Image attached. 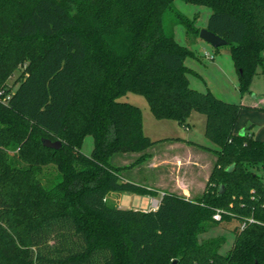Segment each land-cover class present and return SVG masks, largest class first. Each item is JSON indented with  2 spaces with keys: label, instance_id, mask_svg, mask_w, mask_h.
I'll return each mask as SVG.
<instances>
[{
  "label": "trees",
  "instance_id": "1",
  "mask_svg": "<svg viewBox=\"0 0 264 264\" xmlns=\"http://www.w3.org/2000/svg\"><path fill=\"white\" fill-rule=\"evenodd\" d=\"M183 1L211 8L205 27L226 39L239 92H249L264 60V0ZM172 3L0 0V264H264V141L236 131L242 103L189 84L194 71L185 60L195 53L165 16L172 12L186 32L200 29ZM18 65L11 89L5 81ZM127 92L144 97L157 119L187 127L192 111L204 115L215 147L152 139L141 108L119 99ZM87 135L90 154L80 150ZM43 137L61 146L48 148ZM167 139L215 155L202 194L163 191L155 209L110 205L109 192L158 195L123 173ZM129 152L140 155L126 165L112 161ZM51 163L58 176L46 186L39 174ZM217 209L221 220L213 218ZM251 216L255 222L240 230ZM232 219L239 224L225 253L223 235L201 237Z\"/></svg>",
  "mask_w": 264,
  "mask_h": 264
},
{
  "label": "rangeland",
  "instance_id": "2",
  "mask_svg": "<svg viewBox=\"0 0 264 264\" xmlns=\"http://www.w3.org/2000/svg\"><path fill=\"white\" fill-rule=\"evenodd\" d=\"M173 7L179 11L181 14L188 16L189 18L194 17V26H197L199 29L205 27L207 24V18L209 14L211 13V8L205 5H197L190 2H184L183 0H173L172 3ZM173 13L170 14L167 13L165 16L164 22H166V27L168 29H172L174 33V37L177 39L178 42L185 45L186 47H189L193 50L195 53V57H188L185 60V65L187 67H190L193 69L194 72L189 73L188 79L189 84L197 89L198 91L205 92L207 90H211V92L219 99L228 100L233 103H239V83H237V70L233 66V62L230 56L229 52V45L228 44H222L219 45V47H214L210 43H208L205 39H202L198 36L197 33L193 32H186L185 27L180 23H174L173 22ZM206 50L211 54V56H207ZM23 66L18 65L17 69L12 72L11 75L8 76L6 79V86L11 89H14L17 87V84L19 82V75L20 71L22 70ZM250 91L251 94L253 92H256L258 96L264 97V60L261 64L258 65L256 72L251 78V84H250ZM123 101H129L133 104L138 105L141 108L142 111V117H143V132L150 136L151 138H160V137H168L170 136H182L186 139L193 140L196 143L203 145V146H209V147H215L214 144L208 139V137L205 135V116L196 112L192 111L190 113V117L187 119V123L189 124V128L185 129L183 125L177 122V120L172 119H166V118H155L153 117L152 113L149 110V106L147 101H145L144 97L135 94L133 92H127V94L121 96L119 98ZM253 111L250 108L242 107L239 111V121L243 123V126L245 125L248 131L253 132L254 135L258 128L261 127L264 131V120L258 121V119H255ZM264 111H260V113H263ZM260 118V116L258 115ZM176 141H180L175 139ZM175 140L167 139V140H161L166 141L169 143L175 142ZM183 141V140H182ZM165 142V143H166ZM187 145H194L200 149L205 150L204 148L197 146L195 144H190L184 141ZM93 146V138L91 135L85 136L81 149L84 153L90 154L91 149ZM166 151H168V154L166 153L164 156H169V162H171V159L173 155L180 154V147L178 144H175V146H168L165 147ZM210 151V150H205ZM8 152L10 153V156L15 160L16 164H23L21 161H18L17 159V152L13 149H9ZM147 152L150 153V157L147 158L144 162L139 163L138 165L134 166L136 167L135 171L133 172L135 178L142 180L141 177L151 175V168L147 164V161L152 157V152L150 147L147 149ZM165 153L161 148L159 153ZM211 152V151H210ZM122 154L115 155L113 157V162L116 164H129V162L133 161L135 158H137L140 154L135 152H129L125 153L122 157H120ZM167 161V159L165 160ZM162 164L163 168H158L157 170H161V173L157 175L155 172V180L156 177H159L160 179H164L167 182H144L142 180L139 181V183H142L143 185H147L150 188H154L157 191L158 195H141L137 193H128V192H119L114 191L110 192L107 195V202L110 205L116 206L117 203H120L124 208H137L142 207L146 208L148 206L153 207L152 202L155 200L157 203L159 202L161 198V194L163 191H168L182 195L188 199H193L197 196H200L202 192L205 189L202 190L200 195H197L193 193L192 196L188 197V194L181 192L182 190L180 187H175V183L179 184V181L181 182L180 176L178 177V171L173 172L171 168L173 166L171 164ZM147 165H146V164ZM165 163V162H162ZM149 166V167H148ZM139 167V168H137ZM185 167V165H184ZM212 170V169H211ZM150 172V173H149ZM211 172V171H210ZM209 172V174H210ZM154 173V172H153ZM259 175L263 178L264 181V175L263 170H258ZM176 174V178L175 175ZM208 174V176H209ZM58 172L56 167L51 163L43 166V169L41 173L39 174V178L41 182L46 186H51L53 181L57 178ZM209 178V177H208ZM150 181H153L152 179ZM208 179L205 182V185L207 183ZM161 183H165V186L155 187L154 185H159ZM154 184V185H153ZM116 192H119L120 196H122L121 202H117L118 199L114 196ZM109 196V197H108ZM238 221L236 219H232L230 221L225 222H219L217 225H213V229H210L208 233L202 234L203 237H209L211 235L215 236L218 234H222L226 241L221 246L220 252L224 253L228 248L232 246V243L234 241L235 237V227L238 225Z\"/></svg>",
  "mask_w": 264,
  "mask_h": 264
},
{
  "label": "crops",
  "instance_id": "3",
  "mask_svg": "<svg viewBox=\"0 0 264 264\" xmlns=\"http://www.w3.org/2000/svg\"><path fill=\"white\" fill-rule=\"evenodd\" d=\"M206 52H208V51L206 50ZM237 83H238V81H237ZM239 98H240L239 103H242L244 105V107L250 108L253 111L252 113H253L254 117H256L255 119H258V121L264 120V112L260 113V111H264V97L258 96L256 94V92H253L251 94V91L249 90V92L244 93L242 95L239 92ZM226 101H228V100H226ZM258 115L260 116V118L258 117ZM238 119H237V123L235 125L236 131H241V130H244V132L247 131L248 133H251L257 139L264 141V131H263V129H261V127L258 128V130L256 131V133L254 135V131L253 132L248 131L246 126L245 125L243 126V123L240 122ZM188 128H189V124L187 127H185V129H188ZM170 137H172V136H170ZM177 137L182 138L183 140H189V139H186L182 136H177ZM160 138H163V137H160ZM160 138H152V139L157 140ZM191 140H189V141H191ZM165 142L166 141H162V142L160 141V142H158V143H156L150 147L151 152H152V157L147 161V164L151 168V170H150L151 175H148V176L145 175V176L141 177V179L147 183H149V182H161V181L167 182L166 180L160 179L159 177H156V180H155L154 175H155V172L157 173V175H159L161 173V171L164 169L162 167L163 166L162 164H168V162H169V156H164L166 153L168 154V151H166L165 147L167 148V145L168 146H170V145L175 146V144H178L180 147V151H179L180 154L176 153L175 155H173L171 162H169V164H171L173 166V168H171V170H173V172L178 171L177 176L178 177L180 176V178H181V182L179 181V184L175 183L174 188L180 187V189L182 190L181 192L188 194V197L192 196L193 193L200 195L202 190L204 189L205 182L208 179V174L214 166L215 155L210 151H205V150L200 149L194 145H187L182 140H180V141L175 140V142H172V143H169V142L165 143ZM160 148L165 153H161V152L159 153ZM123 155H125V154H122L120 157H122ZM166 159H167V161H165ZM162 162H165V163H162ZM117 164H119V163H117ZM120 165H126V164L123 163ZM184 165H185V167H184ZM137 168H139V167H137ZM158 168H163V169H161L159 171V170H157ZM135 169H136V167H131V168H129V170L124 171V173H123L124 177L126 179H129V180L131 179V180H134L137 182H139V181L142 182V180L135 178V176L133 174ZM174 175L176 178V174H174ZM151 179L153 181H150ZM165 185H166L165 183H161L158 186L157 185H154V186L161 188V186H165ZM150 187H153V186H150ZM168 191H170V190H168ZM114 196L116 197V199H118L117 202H121L122 196H120L119 192H116V194ZM151 196H153V195H151ZM116 206L123 207L122 205H120V203H117ZM137 209L146 210V209H155V208L148 206L146 208L137 207ZM213 228H215V227H212L210 229H213ZM210 229H209V231H210ZM208 232H206V233H208ZM218 235H222V234H218Z\"/></svg>",
  "mask_w": 264,
  "mask_h": 264
},
{
  "label": "water",
  "instance_id": "4",
  "mask_svg": "<svg viewBox=\"0 0 264 264\" xmlns=\"http://www.w3.org/2000/svg\"><path fill=\"white\" fill-rule=\"evenodd\" d=\"M199 37L202 39H205L208 43H210L214 47H219V45L226 44L227 41L221 36L215 35L213 32H211L209 29L206 27H203L200 29ZM240 133H244V130H241ZM42 144L48 148H59L61 146V141L59 139L57 140H52L51 138L43 137L42 138ZM233 165H230L227 167V170H230ZM223 190V186H220L219 191L221 192ZM177 260L174 259L171 261L170 264H176ZM255 264H258V262H255Z\"/></svg>",
  "mask_w": 264,
  "mask_h": 264
},
{
  "label": "built area",
  "instance_id": "5",
  "mask_svg": "<svg viewBox=\"0 0 264 264\" xmlns=\"http://www.w3.org/2000/svg\"><path fill=\"white\" fill-rule=\"evenodd\" d=\"M206 54L209 57L211 56V54L209 52H207ZM262 170H263V175H264V168ZM157 204L158 203L155 200L152 202V205H153L154 208H156ZM222 213H223V210L217 209V212L213 214V218L217 219V220H221ZM249 222H255V220H254V218L252 216L243 218L240 221L239 229L241 230L242 228H244Z\"/></svg>",
  "mask_w": 264,
  "mask_h": 264
}]
</instances>
